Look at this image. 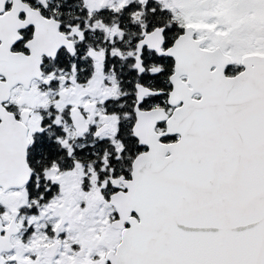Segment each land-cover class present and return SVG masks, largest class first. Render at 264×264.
Masks as SVG:
<instances>
[{
    "label": "snow or ice",
    "instance_id": "1",
    "mask_svg": "<svg viewBox=\"0 0 264 264\" xmlns=\"http://www.w3.org/2000/svg\"><path fill=\"white\" fill-rule=\"evenodd\" d=\"M0 264H264V0H0Z\"/></svg>",
    "mask_w": 264,
    "mask_h": 264
}]
</instances>
